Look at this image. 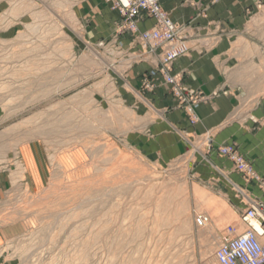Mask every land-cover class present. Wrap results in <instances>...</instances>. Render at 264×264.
Returning <instances> with one entry per match:
<instances>
[{
	"label": "rangeland",
	"instance_id": "rangeland-1",
	"mask_svg": "<svg viewBox=\"0 0 264 264\" xmlns=\"http://www.w3.org/2000/svg\"><path fill=\"white\" fill-rule=\"evenodd\" d=\"M224 1L232 0H210ZM74 8L73 0H0V264H216L227 230L242 227L256 202L230 184L219 194L202 180L211 132L190 138L174 128L186 151L161 162L141 113L159 109L142 92L165 84L172 107L198 125V109L213 96L190 89L174 63L229 38L243 49L235 56L246 75L244 107L259 105L264 2L254 0L241 30L226 37L216 24L200 36L175 22L189 50L167 72L181 94L163 71L166 45L143 42L121 22L140 50L90 41ZM150 57L157 65L137 88L126 74ZM201 215L210 219L206 228L196 224Z\"/></svg>",
	"mask_w": 264,
	"mask_h": 264
},
{
	"label": "crops",
	"instance_id": "crops-1",
	"mask_svg": "<svg viewBox=\"0 0 264 264\" xmlns=\"http://www.w3.org/2000/svg\"><path fill=\"white\" fill-rule=\"evenodd\" d=\"M73 4L76 16L89 30L90 41L117 44L126 50L133 47L140 50L133 36L119 30L121 17L111 10L107 0H73ZM253 6L254 0H232L217 4H212L210 0L162 1V7L170 14L172 21L189 26L190 34L197 32L200 36L212 33L213 24L222 28L223 37L226 33L236 34L247 20V10ZM154 24L153 19L145 17L138 27L140 31H146L152 29ZM242 51L234 47L229 38H223L203 54L194 51L176 61L174 74L182 73L190 89L200 90L206 96L213 97L207 104L200 106V123L193 126L182 110L172 107L174 99L168 86L159 83L153 92H142L143 99L159 109L155 112L142 109L146 122L143 131L148 134L145 139L150 143V148L158 153L164 164L181 158L187 148L174 128L190 138L211 132L212 149L203 158L199 169L202 180L211 188L216 186L219 194H229L227 184H230L240 192L245 191L251 201L264 204V101L257 106L244 107L240 86L246 75L238 72V57L235 56ZM157 62L158 57H150L134 65L126 74L130 83L140 88L143 81L141 76L153 69ZM220 146L237 148L261 177L262 185L246 181L236 172L232 162L217 153L216 149ZM233 202L235 212L240 213L243 206L237 200Z\"/></svg>",
	"mask_w": 264,
	"mask_h": 264
},
{
	"label": "built area",
	"instance_id": "built-area-1",
	"mask_svg": "<svg viewBox=\"0 0 264 264\" xmlns=\"http://www.w3.org/2000/svg\"><path fill=\"white\" fill-rule=\"evenodd\" d=\"M110 1H112V9L121 16V26L124 31L138 34L140 40L145 43L155 42L157 45H166L164 72L170 69L176 59L187 54L189 49L183 31L163 10V0ZM145 17L155 21V28L140 32L138 24ZM167 79L170 85L176 86L178 94H181L182 90L178 86L176 77L168 75ZM219 154L231 160L236 171L246 181L258 185L263 183L251 164L234 147L223 146L219 149ZM209 223L210 219L205 215L196 218V224L200 228L206 227ZM255 223L261 226V232L255 228ZM241 226L230 227L227 230V236L215 254L216 264H264V243L261 242V238L264 237V204L253 203L242 216Z\"/></svg>",
	"mask_w": 264,
	"mask_h": 264
},
{
	"label": "bare ground",
	"instance_id": "bare-ground-1",
	"mask_svg": "<svg viewBox=\"0 0 264 264\" xmlns=\"http://www.w3.org/2000/svg\"><path fill=\"white\" fill-rule=\"evenodd\" d=\"M125 58H126V57H125ZM131 63H132V62H131ZM254 226H255V228H256L259 232L262 231L261 226H259V224L255 223ZM205 228H206V227H205Z\"/></svg>",
	"mask_w": 264,
	"mask_h": 264
}]
</instances>
